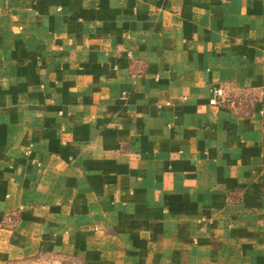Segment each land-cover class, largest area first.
I'll use <instances>...</instances> for the list:
<instances>
[{"label": "crops", "instance_id": "crops-1", "mask_svg": "<svg viewBox=\"0 0 264 264\" xmlns=\"http://www.w3.org/2000/svg\"><path fill=\"white\" fill-rule=\"evenodd\" d=\"M0 264H264V0H0Z\"/></svg>", "mask_w": 264, "mask_h": 264}, {"label": "built area", "instance_id": "built-area-1", "mask_svg": "<svg viewBox=\"0 0 264 264\" xmlns=\"http://www.w3.org/2000/svg\"><path fill=\"white\" fill-rule=\"evenodd\" d=\"M58 10H60V9H58ZM213 94H215V95L218 96V97H221V95H222V90H221V89H214V90H213ZM210 104H211V105H216V104H217V101H215L214 99H212V100L210 101Z\"/></svg>", "mask_w": 264, "mask_h": 264}]
</instances>
